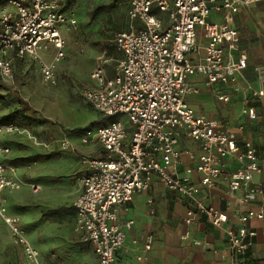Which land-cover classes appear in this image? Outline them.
I'll list each match as a JSON object with an SVG mask.
<instances>
[{
	"label": "built area",
	"instance_id": "built-area-1",
	"mask_svg": "<svg viewBox=\"0 0 264 264\" xmlns=\"http://www.w3.org/2000/svg\"><path fill=\"white\" fill-rule=\"evenodd\" d=\"M0 80L13 79L14 61L40 57L51 47L54 54L42 61L40 72L46 82L55 83L56 64L64 56L62 26H75L77 19L69 10L76 0H0ZM256 0H130L126 11L127 27L114 36L120 51L115 72L106 76L102 61L91 71L95 81L83 88L81 95L106 121L84 130L82 142L96 140L103 148L101 156H83L86 167L80 177L81 189L74 199L75 230L88 242L97 264H119L117 250L125 238V228L132 219L121 223L118 208L135 192L147 190L156 177L167 189L192 199L185 221L204 216L211 224L220 226L228 219L225 211L205 204L199 197L201 187L216 186L220 176V161L231 156L237 167L226 177V188L232 193L241 190V202L262 194L261 185L252 184L255 172L264 173L253 143L245 139L237 143L234 133L221 123L195 111L188 96L199 88L188 77L200 74L206 85H226L246 67V55L238 52L239 32L226 22L208 20L211 9L225 14L238 10L239 5ZM205 39L203 56L192 61L188 54L197 49V29ZM257 87L252 97L264 105V63L255 67ZM219 100L229 95L218 89ZM244 96L241 112L256 118V108L247 104ZM125 115V122L120 116ZM239 129L243 128L239 125ZM12 122L0 123V133L18 131ZM129 131V132H128ZM194 141L196 148L179 144L180 134ZM62 148L69 141H60ZM9 147L0 144V217L7 225L11 240L20 246L27 261L43 264L39 250L26 237L19 217L11 214L3 203L5 189L16 190L23 182L6 173L3 155ZM190 164L178 171L181 158ZM198 176L193 182L192 175ZM33 191L38 186L30 184ZM262 210L247 209L237 216L238 223L227 230V243L234 264L253 245L255 231L246 226L252 218H261ZM153 235L147 234L143 248H151ZM142 259L141 256H138Z\"/></svg>",
	"mask_w": 264,
	"mask_h": 264
},
{
	"label": "rangeland",
	"instance_id": "rangeland-1",
	"mask_svg": "<svg viewBox=\"0 0 264 264\" xmlns=\"http://www.w3.org/2000/svg\"><path fill=\"white\" fill-rule=\"evenodd\" d=\"M129 1L68 2L77 24L62 26L64 56L56 64L55 83L44 81L40 72L41 62L51 60L54 54L51 47L40 57L14 61L13 79L9 83L0 80L4 84L0 85V123H7L1 116L18 106L10 87L58 124L53 127L15 120L12 123L19 130L6 136L10 143L7 164L24 183L19 190L6 191L3 203L19 217L43 264H96L91 245L75 230L73 203L84 172L80 159L88 154L84 150L94 147L82 142L83 129L104 118L81 90L92 85L89 73L96 63L110 55L116 57L114 36L128 24ZM0 4L8 5L4 1ZM119 118L126 121L125 115ZM62 139L69 141L68 148L61 147ZM29 183H35L37 191ZM0 264H34L25 260L20 246L12 242L1 217Z\"/></svg>",
	"mask_w": 264,
	"mask_h": 264
},
{
	"label": "crops",
	"instance_id": "crops-1",
	"mask_svg": "<svg viewBox=\"0 0 264 264\" xmlns=\"http://www.w3.org/2000/svg\"><path fill=\"white\" fill-rule=\"evenodd\" d=\"M208 20L216 23L226 22L238 30V52L245 53L246 67L241 74L236 76L235 82L226 85L213 84L209 86L205 84L203 75L189 76V83L198 87L199 92L189 95L188 102L196 112L218 120L223 129L234 133L238 144L241 145L245 139L250 140L256 149L258 161L264 165V105L258 98L250 95V90L257 87L255 67L264 63V0L241 4L237 11L227 14L221 10L211 9ZM126 27L127 24L124 28ZM197 35V49L188 54L192 61L200 59L204 54L205 39L202 36L201 28L197 29ZM115 50L118 51L116 46ZM119 57L120 51L115 58L110 55L104 59L102 66L106 76L114 74ZM90 73L89 78L92 80L90 87H92L95 85V81L90 77ZM216 89L229 95L228 101L219 100L215 94ZM246 95L248 96L246 103L256 108L255 119H249L246 114L241 112L243 99ZM103 118L98 124L106 121L104 116ZM124 122L130 128L128 122ZM239 125H242L243 128L239 129ZM88 128L90 127L83 129V132ZM7 134L0 133V144L9 147L10 152ZM88 143L94 144V147L88 151L84 150L88 153L87 156L103 155L104 150L96 140L92 139L86 144ZM178 146L181 148L197 147L194 141L182 133L179 136ZM9 152L2 157L7 168L6 173L21 180L20 174L13 172L11 165L7 164ZM189 164L186 157L181 158L178 171H182L184 166ZM220 164L221 172L216 186L201 187L198 197L205 204L225 211L228 215L225 223L215 226L204 216H196L186 223V212L193 206L192 199L165 188L156 177H153L147 190L135 192L129 201L118 208V220L121 223L129 219L133 220L131 226L125 228L124 242L117 250L118 263L234 264L233 254L227 243V230L238 223L237 216L240 213L251 208L262 210L263 216L261 218L252 217L246 222V226L255 231L254 243L245 254L238 258L240 264H264V173L255 172L252 178V184L261 185L263 193L253 195L247 202H241V190L230 193L226 188V177L236 169L237 161L231 156H226L221 159ZM82 166L85 172L86 167L83 164ZM192 179L193 182L199 183L197 175H192ZM30 184L35 183H29V186ZM6 191L13 190L5 189L2 196L6 194ZM149 233L153 235V240L151 248L145 251L144 240ZM138 256H141L142 259H139ZM94 258L97 264L95 254ZM25 260L27 259L25 258Z\"/></svg>",
	"mask_w": 264,
	"mask_h": 264
},
{
	"label": "trees",
	"instance_id": "trees-1",
	"mask_svg": "<svg viewBox=\"0 0 264 264\" xmlns=\"http://www.w3.org/2000/svg\"><path fill=\"white\" fill-rule=\"evenodd\" d=\"M0 85H4L0 83ZM11 93L18 103V107L13 108L12 110L8 111L4 115H2L1 119L6 120L7 122H12L15 120L21 121H29L31 123H39V124H46L51 126H56L57 123L50 118L44 116L40 111L32 107L29 102L20 96L15 88H10Z\"/></svg>",
	"mask_w": 264,
	"mask_h": 264
}]
</instances>
